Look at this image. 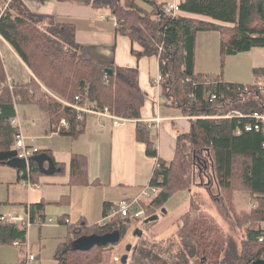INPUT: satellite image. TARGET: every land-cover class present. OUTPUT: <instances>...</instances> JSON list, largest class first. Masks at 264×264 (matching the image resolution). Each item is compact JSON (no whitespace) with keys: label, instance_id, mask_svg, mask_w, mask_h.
<instances>
[{"label":"trees","instance_id":"16d2710c","mask_svg":"<svg viewBox=\"0 0 264 264\" xmlns=\"http://www.w3.org/2000/svg\"><path fill=\"white\" fill-rule=\"evenodd\" d=\"M59 1L112 15L117 23L116 33L128 36L142 48H132L139 60L158 57L164 104L179 108L191 117L190 130L178 136L170 161L159 158L149 127L138 122L137 140L146 144L150 157L158 158L150 185L162 189L150 200L141 201L145 220L163 212L166 203L178 192L191 193L198 175L211 179L209 184H204L208 189L216 184L218 196L246 228L244 244L239 249L216 218L192 195L189 209L179 218V227L169 237L158 242L146 240L143 230L139 244L132 249L135 254L140 253V262L253 264L264 259V241L259 240L264 203L260 208L242 212L236 211L234 205V193L238 190L253 196L264 193V134L262 128L246 129L247 124L256 122L251 117L253 113H264V96L257 94L256 84L227 82L219 77L209 81L204 73L196 71L198 32L220 33L221 74L227 57L264 47V0H183L177 17L166 13L168 3L161 0ZM0 35L34 74L30 82L11 86L0 53V153L13 150L15 145L19 129L12 121L18 116V104L40 106L49 119L50 132H56L65 119L68 126L58 132L73 138L84 132L91 114L82 112L79 118L78 110L69 104L78 103L92 110L109 108L111 113L125 119H141L147 96L140 85V68L79 57L76 26L72 21L33 12L23 0H8L5 12L0 13ZM160 46L164 48L162 51ZM107 68L113 69V73L107 74ZM253 73L264 76V67L254 68ZM231 110H240L246 116L225 117ZM42 175L38 163L32 159V183H37ZM89 182L87 157L73 154L69 184L86 186ZM45 205L43 202L31 205L32 220ZM113 209L117 205L105 204L104 217L108 220L104 224H88L83 220L70 224L67 218H62L59 222L67 226L68 233L50 264H101L105 250L119 244L129 228L141 221L120 213L112 215ZM41 217L44 219V214ZM27 232L20 224L0 223V244L14 245L19 240L22 242L19 247L26 253ZM111 234L115 237L118 234L120 240L95 244L88 249L74 247L83 236Z\"/></svg>","mask_w":264,"mask_h":264},{"label":"crops","instance_id":"0c3cea01","mask_svg":"<svg viewBox=\"0 0 264 264\" xmlns=\"http://www.w3.org/2000/svg\"><path fill=\"white\" fill-rule=\"evenodd\" d=\"M23 1L33 12L53 14L63 21H72L76 26L79 57L119 66H138L140 85L147 96L140 120L125 119L121 125L114 127L111 119L91 114L84 132L77 138L63 136L58 131L50 132L49 119L39 106L17 105V117L22 123V130L36 137L41 153L45 152L53 159L56 169L50 174L43 173L37 183L29 186L20 180L18 167L11 166L8 163L9 159L1 160L0 216L25 215L27 207L45 203L43 210L45 218L52 217L56 222L47 226L31 227L27 232V243L31 248L30 253L37 257L32 264H50L55 260L53 258L50 261L51 255H44L46 252L43 243L49 238L53 239L55 244L51 252L52 255L56 253L59 244L65 241L68 231L67 226L59 222L62 218H68L70 224H76L80 220L88 224L101 223L105 218L106 203L113 206L124 199L139 197L143 189L150 185L158 158L150 157L146 151V144L137 140L138 122L146 124L159 120L158 127L150 128L151 138L156 145L159 158L167 161L174 157L178 136L188 132L191 124L190 118L185 116L181 109L164 104L161 86L158 87L155 83V78L160 74L158 57L146 56L139 60L132 53V48L136 50H142V48L138 44H133L128 36L116 33L117 23L112 15L69 1ZM161 1L180 4L183 0ZM183 15L197 16L187 13ZM197 17L212 20L207 16ZM211 39H215L213 43ZM216 40H218L216 34L212 35L211 32L197 33V72L204 73L209 81L216 80L215 77L227 82L245 84L260 81L263 76L253 74L252 79H249L238 70L237 74H227L225 71L221 74V65L218 67L217 59L214 58L216 57ZM0 53L8 79L13 84L31 81L34 77L32 70L1 35ZM238 55H231L226 60L234 59ZM101 122L105 124L104 129L99 126ZM73 154L87 157L89 185L71 186L69 184L70 162ZM38 166L40 167L39 163ZM48 166L49 163L46 161L45 167ZM184 193L178 192L170 200L177 196L183 198ZM182 198L177 199L178 204L182 202ZM143 201L148 199L145 198ZM187 204L189 203L186 200L185 206ZM188 208L189 206H186V209ZM182 215L174 213L172 216L169 214L165 216V219L168 218L163 222L165 238L173 233L171 227L179 225V218ZM18 248L21 247L0 244V264H9L11 260L16 261L19 255ZM23 254L21 264H25L29 253L26 251ZM44 258L50 262L43 263Z\"/></svg>","mask_w":264,"mask_h":264},{"label":"rangeland","instance_id":"374dc122","mask_svg":"<svg viewBox=\"0 0 264 264\" xmlns=\"http://www.w3.org/2000/svg\"><path fill=\"white\" fill-rule=\"evenodd\" d=\"M1 4L3 6H6L8 4V0L0 1V5ZM0 13H1V11H0ZM204 32H211L212 35L216 34V36L218 38V40H216V42H217L216 43V55H215L216 57H214V58L217 59V65H218V67H220V65H221L220 37H219L220 33L218 31H204ZM214 40L215 39H211L212 43ZM218 54H219V56H217ZM226 61L227 62H225L224 71L227 74H237L238 73L237 70H238L241 72V74H244L245 77L252 79V76L254 74L253 70H254V68H256L254 66L258 65V66L264 67V47L253 48L251 51L243 52V53L239 54L238 57H235L234 59L226 60ZM206 63H207V61H206ZM8 82H11V80L8 79ZM253 84H257V82H254ZM257 94H260V93L258 92ZM42 111H44V110H42ZM231 112H233V110H231L230 113ZM188 117L191 118L190 116H188ZM20 122L21 121H19V126H17V127L19 130L22 131V134L25 137L33 138V135H28L22 130V126H21L22 123H20ZM152 122H154L155 126L158 127V125H159L158 119L153 120ZM152 122L146 123V125L148 127H149V124H152L154 126V123H152ZM114 127H117V126H114ZM104 128H101V129H104ZM149 129H150V127H149ZM57 131H59V130H57ZM36 141H37V139H36ZM210 181H211L210 178L202 179V177H198V175L195 176L194 184H193V187L191 189V193H189L188 190L180 191V192H185L188 195L184 193L183 198L177 196L174 199L170 200L169 203H167L165 205V207L163 208V209H166L167 212L166 213L161 212L159 214V219L157 221L145 224L144 223L145 217H144L141 219V221L137 225H132L129 228V231L131 230V228H132V230L130 232L128 231L126 237L119 244L112 245L105 250L101 264H123L122 263V256L126 253H128L129 257H128L127 263H125V264H146L147 261L140 262V256L141 255L139 252H137V254H135L133 250H131L129 252L127 251L128 244H132V249H134V247L137 244H139V242H140L139 236H138V234H136V230L138 228L143 229L145 231V234L143 237L146 240H152L153 239L152 241H156V242L162 240L160 238L161 236L164 238L166 237V232L164 231L165 228L163 227V222L167 221L168 218L165 219V216L168 214H169V216H172L174 213L179 214V215L184 214L189 209V208L186 209V206L190 205V199H191L192 195H194V197L202 205V208L204 210L208 211L210 214H212L216 218V220L221 224V226L223 227L228 239H232L233 241H235L237 243L239 249L242 248V245L244 244L243 238L245 236L246 228H245V226H241L238 223V221L235 219L234 215H232L230 213L229 209L227 208V205L225 204L224 199L221 196H218V189H217L216 184L213 183L209 189L207 188L206 185H204V184H209ZM185 196L186 197L188 196V198H186ZM253 197L254 196L247 191H240V190L236 191L234 193V205H235L236 211H238V212H242L244 210L250 211L252 208L251 204L254 202ZM178 198H182V202L179 204L177 202ZM146 199L150 200L147 197H146ZM186 200H187V203H189V204H187L185 206ZM21 216H23L26 220L27 212L25 215H21ZM155 223H157V224H155ZM179 225H180V223H179ZM179 225L178 224L174 225L173 227H171V230L174 232L179 227ZM67 233H68V231H67ZM158 235H159V237H158ZM20 244L21 243H19V245ZM43 244L45 247L44 250L46 252L44 255L45 256L51 255V258H50V261H51L55 255V253L52 255V252H51V248H53V244H55V241L53 239L49 238ZM140 246H139V248H140ZM18 249H19V255L17 256L16 261L11 260L10 262H8L9 264H21L23 256H24V254L22 252V251H24V248H18ZM20 250H22V251L20 252ZM26 251H27V247H26ZM50 261H47L44 258L43 263H48Z\"/></svg>","mask_w":264,"mask_h":264},{"label":"built area","instance_id":"2783aa9c","mask_svg":"<svg viewBox=\"0 0 264 264\" xmlns=\"http://www.w3.org/2000/svg\"><path fill=\"white\" fill-rule=\"evenodd\" d=\"M6 8H7V5L6 6H3L2 4L0 5L1 14H3L5 12ZM165 11H166V13H168L174 17H177L181 13L180 4L177 2H170L167 4ZM163 49H164L163 46H160V50L162 51ZM161 79H162L161 74H159L155 78V83L157 84L158 87H160ZM10 84L12 86V82H10ZM256 85H257V91L262 96H264V76L260 79L259 82H257ZM215 97H216V95H212V98H215ZM76 99L79 100V97L77 96ZM69 105H71L73 108L78 110L79 118H82V112H88L89 114H92V115H96L99 117H106V118L111 119L114 126H118L125 121V118L111 113L109 108H105V110H92L89 107L80 106L78 103L69 104ZM224 116L225 117H245L246 115L244 113H242L240 110H233V112H231V113L228 112ZM251 117L255 118L256 122L254 124H252V123L247 124L246 129L250 130L252 128V126H254L256 129L262 128V131L264 134V113L255 112V113H253V115H251ZM12 123L15 126H19L18 117L13 119ZM67 126H68L67 121L65 119H62L60 126H58L57 129L60 130L61 128L67 127ZM154 126H155V124H154ZM154 126L152 124H149L150 128L154 127ZM100 127L104 128L105 124L103 122H101ZM13 150L16 151V155H15L16 157H18L19 159L25 160V166H21L22 170L19 171L20 177H22L21 181L24 184L31 186V184H32V181H31V160H32L33 156L41 153V150L37 145L36 138L34 136H33V138L25 137L22 134V131L19 130L18 134L16 135V141H15V145L13 147ZM161 190H162L161 187H155L152 185H148L143 189V191L139 197L131 198V199H124L121 202H119L117 204V209H113L111 214L114 215L116 213H120L123 216H131V217L142 219L145 217L146 212H145V209L141 205V201L143 199H145L146 197L151 199L152 197L158 195L161 192ZM253 198H254V202L251 204V207H252L251 209L260 208L261 204L264 203V193L263 194H256V195H254ZM26 212H27L26 220L23 216L17 215V214L1 215L0 216V223H2V224H7V223L20 224V225L24 226L27 229V231H29L30 228L35 226V225L47 226V225L55 223V219H53L52 217H48V218L46 217V218L42 219L41 216L43 215V210H38V213H37L34 220H32V218H31V215H32L31 214V212H32L31 206H29L26 209ZM107 220H108L107 218H104L101 223L104 224L107 222ZM66 222L70 223V220L67 218ZM259 231H260L259 240L264 241V219L259 224ZM19 243L22 244V242L17 240L14 242V245L19 246ZM24 245L27 247V252L29 253L27 256L25 264H32V262L35 261L37 258L35 256V254L30 253L31 249H30L29 244L26 242V243H24Z\"/></svg>","mask_w":264,"mask_h":264},{"label":"water","instance_id":"95a60500","mask_svg":"<svg viewBox=\"0 0 264 264\" xmlns=\"http://www.w3.org/2000/svg\"><path fill=\"white\" fill-rule=\"evenodd\" d=\"M106 72L108 74H112L113 69L107 68ZM15 155H16V151H14V150L1 152L0 153V160L9 159L8 163L14 167L25 166V160L19 159ZM32 159L39 163L40 170L45 174L53 173L56 169L55 162L45 152L33 156ZM46 161H48V163H49L48 167H45ZM163 212L166 213L167 212L166 209H163ZM158 219H159V214H155V215L149 217L148 219H146L144 222H145V224H148L150 222L157 221ZM143 232L144 231L141 228H138L136 230V234H138L139 237H141L143 235ZM116 240H120V236L118 234L116 237L114 236V234H111L108 236H103V237H100L98 235L83 236V237L79 238L78 240H76L74 247L77 249H88L95 244H104L106 241H116ZM131 250H132V244H128L127 251L129 252ZM128 257H129L128 253H126L122 256V263L123 264L127 263ZM253 264H264V259L256 260L253 262Z\"/></svg>","mask_w":264,"mask_h":264}]
</instances>
